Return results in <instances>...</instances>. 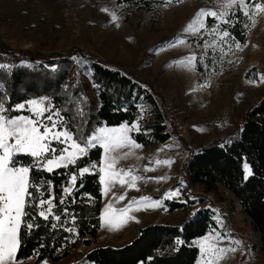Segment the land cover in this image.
Wrapping results in <instances>:
<instances>
[{"label":"rangeland","instance_id":"rangeland-1","mask_svg":"<svg viewBox=\"0 0 264 264\" xmlns=\"http://www.w3.org/2000/svg\"><path fill=\"white\" fill-rule=\"evenodd\" d=\"M216 7L211 0H177L153 12L131 14L118 0H0V57L16 53L21 56L18 64L31 66L60 60L70 53L74 60L70 76L85 80L90 64L87 59H98L149 88L172 134L164 144L136 149L141 159L131 157L117 164V168L138 169L135 174L144 178L137 181V188H122L117 183L107 197L103 195L102 214L109 201L116 209L132 204L127 221L111 231L101 226L96 243L87 246L80 239L67 258L46 260L47 264H76L93 249L131 243L147 225L181 226L200 209L214 213L218 231L243 242L245 254L238 251L222 264H264L260 235L243 215L239 201L222 186L206 191L190 180L186 169L188 159L200 147L226 142L238 134L248 112L264 98V83L258 82L264 75V16L249 27L247 46L243 50L233 46L229 51L224 45L227 55L223 58L218 50L208 49L204 55L203 43L212 39L207 35L187 36L186 45L168 47L169 41L181 36L201 9ZM112 12L118 16L116 22L112 21ZM206 23L211 26L213 19L206 18ZM192 54L197 56L195 71L174 65ZM0 64H5L1 58ZM142 121L140 116L139 124ZM157 160L173 163L157 165ZM145 166L154 170L144 172ZM161 177L164 179L157 182ZM176 189L180 190L177 197L165 198L166 193ZM120 195L125 199L118 200ZM143 197L160 204H146ZM167 201L183 207L167 213ZM218 219L223 222L222 228ZM198 239L192 241V246L196 247ZM23 264L36 263L29 259Z\"/></svg>","mask_w":264,"mask_h":264},{"label":"trees","instance_id":"trees-1","mask_svg":"<svg viewBox=\"0 0 264 264\" xmlns=\"http://www.w3.org/2000/svg\"><path fill=\"white\" fill-rule=\"evenodd\" d=\"M176 1L172 0L171 3ZM118 3L133 14L138 11L153 12L157 7L165 6L166 0H118ZM240 20L229 31L244 45L248 41L249 29H245L244 24L248 21L243 17ZM87 60L90 64L86 80L70 76L74 64L70 53L60 60L53 59L44 64H19L0 70V94L6 97L9 107L30 99L47 97L50 101L47 106L62 110L70 128L75 130L82 126L85 134L100 126H119L139 121L143 108L146 112L139 124L141 131L133 132V138L146 147L171 140L172 134L165 116L153 93L142 81L98 59L90 57ZM78 108L82 109L83 116L77 114ZM24 113L27 112L8 114ZM76 134L79 135L78 132ZM102 154V149L94 148L75 167L82 168L89 161L99 162ZM17 159L27 164L31 158L21 155ZM244 163H248L253 173L246 181L243 179ZM186 169L190 180L204 186L206 191H215L222 186L239 201L243 215L251 220L254 231L260 235V249L264 254V98L248 112L238 134L226 142L200 147L188 159ZM73 170L70 166L69 169H55L52 173L31 172V178L37 182H52V194L56 197L54 203L58 208L66 207L70 214L76 216L78 236L64 231L63 227L53 229L50 226L53 222L51 218L49 221L42 218L33 221L26 217L27 222L38 226H34L30 232L23 227L21 229L18 259L23 262L29 259H35L36 264L45 260L58 262L70 255L80 239L87 246L97 242L103 204L97 175H86L82 181L78 178L71 197H67L68 202L59 205V199L66 195L62 193V188L70 184L68 172ZM166 204L167 213L183 207L172 201ZM64 219L67 217L62 215V222ZM216 228L214 213L210 209H200L192 220L181 226L147 225L139 230L131 243L122 247L93 249L76 264H197L199 251L192 246V241ZM178 239L183 243L177 250L175 242Z\"/></svg>","mask_w":264,"mask_h":264},{"label":"snow or ice","instance_id":"snow-or-ice-1","mask_svg":"<svg viewBox=\"0 0 264 264\" xmlns=\"http://www.w3.org/2000/svg\"><path fill=\"white\" fill-rule=\"evenodd\" d=\"M171 2L172 0H166V4ZM211 2L217 5L216 9H201L185 26L182 35L169 41L168 47L186 45L188 41L185 37L187 36L207 35L212 39L204 41V55L208 54V49L218 50L223 58L227 55L224 45L229 51L233 46L237 50H243V47L247 46L237 41L229 28L234 27L235 23H240V17L248 21L244 24L245 29L254 26L258 18L264 16V0H211ZM103 11L107 12L108 9L105 8ZM111 18L113 22L118 20L115 12L111 13ZM206 18L213 19L211 26L206 23ZM202 60L203 57H201V63ZM196 62L197 56L192 54L175 61L174 65L195 71ZM77 63L83 62L77 61ZM10 67V65L0 64V70ZM204 67L207 68V65ZM253 82L249 81V83ZM258 82L264 83V75L260 76ZM48 104H50L48 98L42 97L9 107L6 105V97L0 94V264H23V261L18 259L21 229L23 227L30 232L34 226H38L27 222L26 217L33 221L40 218L49 221L51 218L53 222L50 226L53 229L63 227L64 231L78 236L76 216L70 214L66 207L58 208V205L54 203L56 197L52 194L54 187L52 182L33 180L32 171L52 173L59 168L69 169L70 166L74 168L73 171L68 172L70 184L62 188V193L66 195L59 199V205H65L68 202L67 197H71L78 178L82 181L86 175L98 176V184L105 197L117 183L122 188L125 186L137 188V181L144 179L135 174L138 169L117 168L121 160L131 157L141 159L136 156L135 150L142 145L130 135L132 132L141 131L139 121L132 124L123 123L117 127L100 126L85 134L82 126L72 130L63 111L47 106ZM9 112L29 114L10 116ZM144 112L146 109L142 108L141 118ZM77 114L83 116L82 109L78 108ZM77 132L79 135L76 134ZM54 145H61V147L57 148ZM97 147L102 149L103 153L99 162L89 161L82 168L75 167L78 161L88 157L90 151ZM21 155L30 157V161L27 164L20 162L17 157ZM172 163V160L156 161L157 165L171 166ZM153 170L147 166L143 169L144 172ZM252 175L248 163H244L243 179L246 181ZM161 179L164 178H157V182ZM179 194L180 190L176 189L166 193L165 198H175ZM124 199V195L118 197V200ZM142 200L146 204L151 203L152 206L160 204V201H150L148 197H143ZM131 210V203L124 208L116 209L109 201L100 218L103 221L101 226H107L110 231L115 230L121 223L127 221L129 218L127 214ZM62 215L67 217L63 222ZM218 223L222 228L223 222L218 219ZM68 224L71 226H65ZM225 242H227L226 246ZM175 243L178 250L183 242L178 239ZM195 246L199 251L197 264H222L238 251L242 255L245 254L242 241L232 238L230 233H221L217 229L198 239ZM41 264H47V261H41Z\"/></svg>","mask_w":264,"mask_h":264},{"label":"built area","instance_id":"built-area-1","mask_svg":"<svg viewBox=\"0 0 264 264\" xmlns=\"http://www.w3.org/2000/svg\"><path fill=\"white\" fill-rule=\"evenodd\" d=\"M1 60L7 64V65H19L18 63H20L21 61V56L19 54L16 53H7L6 55L3 54L1 55Z\"/></svg>","mask_w":264,"mask_h":264}]
</instances>
